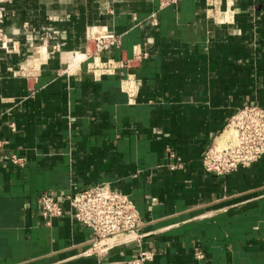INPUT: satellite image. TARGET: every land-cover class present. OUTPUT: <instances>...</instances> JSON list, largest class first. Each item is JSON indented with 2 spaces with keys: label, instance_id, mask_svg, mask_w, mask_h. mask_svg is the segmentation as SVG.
<instances>
[{
  "label": "crops",
  "instance_id": "1",
  "mask_svg": "<svg viewBox=\"0 0 264 264\" xmlns=\"http://www.w3.org/2000/svg\"><path fill=\"white\" fill-rule=\"evenodd\" d=\"M220 1L223 24L207 0L8 5L9 45L0 46V264H127L143 251L154 254L144 264H264V156L225 176L203 166L239 109L264 108V0ZM92 27L121 36V47L102 60H140L88 73L81 60ZM56 43L61 50L47 57ZM12 155L25 166L13 165ZM100 184L129 196L143 221L140 242L101 256L87 253L93 233L65 200ZM42 193L63 210L50 222Z\"/></svg>",
  "mask_w": 264,
  "mask_h": 264
},
{
  "label": "built area",
  "instance_id": "2",
  "mask_svg": "<svg viewBox=\"0 0 264 264\" xmlns=\"http://www.w3.org/2000/svg\"><path fill=\"white\" fill-rule=\"evenodd\" d=\"M160 1L163 7L178 2V0ZM13 2L14 0H0V46L5 49H8L9 41L4 24L7 7ZM207 3L210 7L209 14L218 23H225L227 20L220 15L223 12L220 7L221 1L207 0ZM87 38L89 48L81 62L89 61L88 73L95 77L130 67L141 58V55H135L129 61L102 60L101 55L104 52L118 49L122 43L121 36L106 27L90 28ZM61 46L56 43L51 46V50L47 49V53L49 55L56 53L61 50ZM74 55L77 57L78 54ZM33 72H36L35 69ZM12 127L14 129V125ZM227 131L229 132L227 141L223 145H218L216 142L203 157V166L208 173L219 176L229 175L241 168L250 167L264 156V108L246 106L239 109L227 124L224 133ZM170 154L173 156V153ZM10 161L13 165L25 166V159L17 155H12ZM65 200L71 208L75 221L91 229L93 233L87 253L101 256L116 245L141 241L140 229L143 221L135 204L129 196L112 189L109 185L100 184L72 192ZM38 203L44 218L49 222L63 214L60 202L50 193H42L38 197ZM153 255L152 252L143 251L127 264H144L152 260ZM196 256L200 259L204 254L197 250Z\"/></svg>",
  "mask_w": 264,
  "mask_h": 264
},
{
  "label": "bare ground",
  "instance_id": "3",
  "mask_svg": "<svg viewBox=\"0 0 264 264\" xmlns=\"http://www.w3.org/2000/svg\"><path fill=\"white\" fill-rule=\"evenodd\" d=\"M42 51V50H41ZM78 56V55H77ZM79 57V56H78ZM84 57V56H83ZM46 61V60H45ZM229 132L227 131V132H225V133H223V135L221 136V137H219L218 138V140H217V144L218 145H223L226 141H227V139H228V137H229Z\"/></svg>",
  "mask_w": 264,
  "mask_h": 264
},
{
  "label": "rangeland",
  "instance_id": "4",
  "mask_svg": "<svg viewBox=\"0 0 264 264\" xmlns=\"http://www.w3.org/2000/svg\"><path fill=\"white\" fill-rule=\"evenodd\" d=\"M40 48H41V47H40ZM48 55H49V54L47 53V57H48ZM37 60L39 61V58H38L37 55H35V56L32 58V61H33V62L31 63L32 66H33V69H35V71H36V69H38V67H37ZM222 135H223V134H222ZM222 135H221V136H222ZM221 136H220V137H221ZM214 144H215V143H214ZM214 144H213V145H214ZM213 145H212V146H213Z\"/></svg>",
  "mask_w": 264,
  "mask_h": 264
}]
</instances>
